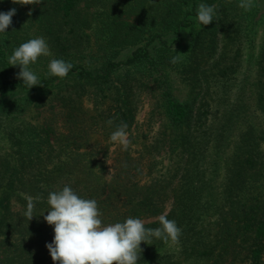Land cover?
Masks as SVG:
<instances>
[{"label": "trees", "instance_id": "1", "mask_svg": "<svg viewBox=\"0 0 264 264\" xmlns=\"http://www.w3.org/2000/svg\"><path fill=\"white\" fill-rule=\"evenodd\" d=\"M202 3L218 13L207 26L196 18ZM239 3L0 0V12L16 9L0 33V264H54L46 247L54 226L43 216L49 192L64 185L95 199L105 225L133 217L157 228L162 214L177 222L179 243H142L140 264H264V44L255 77L239 75L262 6L255 0L245 11ZM186 29L181 100L166 68ZM41 36L52 56L30 65L42 86L28 89L9 57ZM53 58L73 64L66 78L48 74ZM143 94L166 119L154 133L149 122L137 127ZM33 108L44 114L39 123L27 119ZM121 122L127 146L111 149ZM162 154L172 159L163 174ZM29 199L36 201L30 221Z\"/></svg>", "mask_w": 264, "mask_h": 264}, {"label": "clouds", "instance_id": "2", "mask_svg": "<svg viewBox=\"0 0 264 264\" xmlns=\"http://www.w3.org/2000/svg\"><path fill=\"white\" fill-rule=\"evenodd\" d=\"M41 2L42 0H12V3L21 5H37ZM238 6L245 11H251L255 0H240ZM15 14V8L0 12V33L7 32ZM217 15L215 5L202 3L197 9L196 18L200 25L207 26ZM183 54L185 53L177 52L171 62H179ZM41 56H52L49 44L42 36L20 44L9 57L11 66H19L18 79L28 89L42 86L38 75L30 67ZM72 68V63L53 58L48 64V74L63 79ZM108 123L111 125L112 121ZM127 128L128 125L121 122L111 133L110 140L126 147ZM35 203L32 199L28 201L25 215L29 221L35 217ZM47 203L50 208L43 218L48 225L54 226V238L46 247L54 264H138L142 259V243L151 245L152 238H156L166 243L178 244L182 235V229L177 222L168 219L164 214L159 216L160 227L157 228H147L142 219L133 217L105 225L98 202L95 199L82 198L69 185L50 191Z\"/></svg>", "mask_w": 264, "mask_h": 264}, {"label": "rangeland", "instance_id": "3", "mask_svg": "<svg viewBox=\"0 0 264 264\" xmlns=\"http://www.w3.org/2000/svg\"><path fill=\"white\" fill-rule=\"evenodd\" d=\"M259 3L262 7L260 11V15H261L260 21L256 26L257 32L253 35L254 39L252 38V42H247L245 44V54H244L243 59H244V63L245 64L247 63V66L243 65V68H241V71L239 73V75H243L246 73L251 79H253L256 75L257 69L255 66V60L257 56L259 55L261 49H263V44H264V0H259ZM184 33L186 36L185 37L186 41H184L181 44L178 42L175 43L174 45L175 48L171 52V57L173 58L177 56V52L185 53V54L180 56L179 58L180 62L168 64L167 66L168 68H166L167 72H169V76L172 81L173 93L175 96H177L181 100L187 97V87L181 80L180 73H179V66L182 60H184L187 57V55L190 53L189 47L187 45L188 38L190 36L189 29H186ZM169 37L170 39L174 38L173 33L170 34ZM132 50H133V47L131 46L121 49L119 58L125 59L131 53ZM248 62H252L250 64V67H249ZM155 101H156V98L153 97L151 94H143L139 102L140 103L139 110L137 113V124H138L137 127L139 128L148 127L147 123L149 122L150 124H152L151 133H154L160 129H163L164 128L163 125L166 122L164 115L160 112L161 109L159 110L154 109ZM43 115L44 114L38 115L35 109L33 108V111L31 110L30 113L27 115V119L31 122L39 123L40 121H42ZM4 144H5V140L3 139L2 132L0 131V146ZM117 145H120V144L113 143L111 145V149H114ZM171 163H172V159L170 156H168V154L161 155L159 169L162 174L167 171ZM219 180L220 179H218L217 183H219ZM13 204H15L14 205L15 209H18L20 207L15 199H13ZM169 208H170V202L167 203L166 212L169 210ZM175 245L177 244H170V247L175 246ZM138 264L140 263L138 262Z\"/></svg>", "mask_w": 264, "mask_h": 264}]
</instances>
